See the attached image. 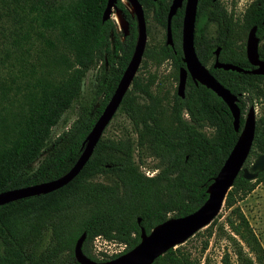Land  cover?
I'll use <instances>...</instances> for the list:
<instances>
[{
	"label": "trees",
	"instance_id": "16d2710c",
	"mask_svg": "<svg viewBox=\"0 0 264 264\" xmlns=\"http://www.w3.org/2000/svg\"><path fill=\"white\" fill-rule=\"evenodd\" d=\"M107 0H0V193L49 182L66 174L82 152V144L112 96L133 55L137 25L121 0L115 8L121 13L128 35L120 41L112 20L102 22ZM144 16L166 28L171 0H137ZM234 5V4H233ZM232 5V6H233ZM183 8L171 19L173 46L165 40L146 48L143 56L155 66L170 61L178 81L182 63L181 25ZM264 0H255L240 18H234L220 0H198L194 49L198 60L233 95L240 97V127L247 105L253 98L264 99V76L214 69L218 60L243 70L252 67L245 57L247 32L256 27L262 42L259 58L264 61ZM209 24L215 37L207 38ZM62 47L72 57L71 76L54 80L41 64L28 60L39 53H53ZM36 60V58H35ZM100 67V88L77 118L57 137L52 129L80 97L85 74ZM105 65V67H104ZM156 76L132 80L120 108L134 133L120 140L99 139L78 175L62 188L0 206V264H57L66 255L71 264L74 246L85 234L82 253L95 262L92 244L100 237L124 244L123 253L140 241L141 229L148 234L169 218L184 217L206 200V190L234 146L231 114L213 92L195 85L187 77L183 97L169 95ZM155 85V87H154ZM156 88L151 92V88ZM140 97L142 101H140ZM242 97V98H241ZM204 129L213 131L207 136ZM146 156L157 161L146 176L135 164ZM264 151V119L256 122L248 159ZM37 163L36 167L33 165ZM102 177L104 182L94 181ZM264 170L252 181L239 173L227 192L224 222L217 217L194 236L204 237L200 255L192 256L182 245L169 249L152 264H201V255L215 233H222L230 244L237 264H264V251L244 214L238 207L259 184ZM139 220V222H138ZM49 230L46 248L35 255L32 247ZM122 253V254H123ZM228 255L225 254L223 261Z\"/></svg>",
	"mask_w": 264,
	"mask_h": 264
},
{
	"label": "water",
	"instance_id": "95a60500",
	"mask_svg": "<svg viewBox=\"0 0 264 264\" xmlns=\"http://www.w3.org/2000/svg\"><path fill=\"white\" fill-rule=\"evenodd\" d=\"M125 1L133 8V15L136 19L137 40L134 52L112 96L85 138L79 158L71 169L58 179L0 193V206L20 199L44 195L62 188L78 175L90 158L105 127L119 108L134 78L145 49L146 29L144 11L137 0ZM183 1L171 0L168 9L166 44L171 47L173 46L170 28L171 19L182 6ZM116 2L117 0L106 1L102 13V22L110 19L112 8ZM197 4L198 0H185L184 3L181 26V53L184 67L180 68L178 72L176 93L179 97H183L187 77L189 76L195 85L200 84L221 99L231 114L234 131L238 132L240 127V110L237 106V97L230 93L228 89L223 87L209 73L207 68L198 60L195 53L194 27ZM262 24L264 25V19ZM255 32L256 27L249 30L245 46L246 59L249 65L253 67V70L246 72L235 65L220 62L218 60L219 49L215 51L213 68L264 76V61L260 60L258 56V38ZM255 126V114L251 108L246 115L234 146L206 190L207 198L205 202L197 210L184 217L169 218L155 226L148 234L141 229L140 241L135 247L105 262H95L82 253L81 246L85 238V234H82L73 250L74 259L77 264H152L154 260L162 256L169 249L184 244L197 232L206 228L217 217L223 206L225 196L238 174L241 173L245 180L252 181L258 173L264 170V151L253 160L248 168L244 167L253 142Z\"/></svg>",
	"mask_w": 264,
	"mask_h": 264
},
{
	"label": "rangeland",
	"instance_id": "374dc122",
	"mask_svg": "<svg viewBox=\"0 0 264 264\" xmlns=\"http://www.w3.org/2000/svg\"><path fill=\"white\" fill-rule=\"evenodd\" d=\"M130 14L133 15V8L125 1L121 0ZM222 6L226 10H230L232 5L234 8H237L235 13L238 15L239 9L244 8L248 0H220ZM110 20L114 23L116 34L120 37V41L128 35L127 25L121 15V13L115 8H112L110 15ZM145 29H146V41L145 49L161 44L166 38L165 29L160 27L152 18V14L149 12L145 15ZM207 38L215 37V25L209 24L205 32ZM144 49V51H145ZM144 54V53H143ZM36 58V60H35ZM30 62L36 63L43 68L42 71L51 72V77L54 80H60L67 78L72 75L73 69L75 68L73 62V57L62 47L54 49L53 53H39L36 57L32 56L28 58ZM38 64V65H37ZM211 62L206 66L209 68ZM100 67L99 63L94 69L89 70L81 80L80 87V97L74 102L69 110H67L61 117L58 124L52 129V136L57 137L63 131H65L70 124L77 118L80 106H86L90 104L93 98L101 100V96H96L95 92L100 88ZM105 67V65H104ZM174 69L171 66L170 61L163 63L160 66L153 65L150 61L146 60L144 56L140 61V64L136 70L134 78H147L149 75L156 76L155 85L160 83L164 88L163 90L168 91L169 95H172L176 92L177 82L173 78ZM133 78V79H134ZM154 85V87H155ZM151 88V92H154L156 88ZM132 88V82L128 87L127 91H130ZM142 101V98L139 99ZM253 105H247L245 109V118L248 111L252 108L255 114V121L258 122L260 119H264V99L253 98ZM204 132L207 136H211L213 131L211 129H204ZM129 136L134 140L135 136L133 133L132 126L124 114V112L119 107L108 122L105 127L100 139H111V140H120ZM133 159L136 165L139 166V169L145 175H153L155 171L151 170L157 161L153 158L143 156L139 160V150L134 149ZM254 158L250 157L248 159L247 168L251 165ZM37 163L33 165L36 167ZM94 181L104 182L102 177H95ZM238 207L241 212L244 214L249 225L251 226L254 234L259 240V243L264 251V182L259 184L250 194H248L242 201L238 202ZM227 216V211L223 210V206L217 215V224L224 222L225 217ZM201 231V230H200ZM49 230L45 231L42 238L38 241L36 245L32 247V252L37 255L42 252L49 242ZM204 237L202 234L193 236L188 239L182 247L190 252L192 256H199L201 246L203 243ZM113 246L106 244L102 241H94L92 244V254L98 259H105V257L98 255V252L103 249H112ZM102 252V251H101ZM227 254L228 258L226 259L229 264H237L235 256L231 251V247L227 239L222 233H215L208 241L207 249L201 255V264H226V261H223L224 255ZM57 264H71L66 255L59 257Z\"/></svg>",
	"mask_w": 264,
	"mask_h": 264
},
{
	"label": "flooded vegetation",
	"instance_id": "af4514ba",
	"mask_svg": "<svg viewBox=\"0 0 264 264\" xmlns=\"http://www.w3.org/2000/svg\"><path fill=\"white\" fill-rule=\"evenodd\" d=\"M253 1H255V0H248V2L246 3V5L244 6V8H241V9H239V13H238V15H236V11L237 10H235V9H237V8H234V6H232L231 7V9L230 10H227L228 12H230V11H233V16H234V18H240L242 15H243V13H244V11L249 7V5L253 2ZM184 3H185V0L183 1V4H182V6L180 7V8H183V10H184ZM171 4V3H170ZM179 8V9H180ZM134 16V15H133ZM135 18V17H134ZM144 18H145V16H144ZM136 20V19H135ZM182 26V25H181ZM255 27V26H254ZM253 28V27H252ZM165 32H166V28H165ZM249 32V31H248ZM248 32H247V34H248ZM255 34H256V32H255ZM257 37V36H256ZM246 38H247V35H246ZM258 38V37H257ZM124 39V38H123ZM165 43H166V38H165ZM262 42L259 40V38H258V48H259V45L261 44ZM245 46H246V39H245V45H244V50H245ZM219 49V48H218ZM219 54V53H218ZM215 55V54H214ZM258 56H259V54H258ZM245 57H246V54H245ZM260 59V58H259ZM215 60V59H214ZM247 60V59H246ZM261 60V59H260ZM263 61V60H262ZM248 62V61H247ZM213 63H214V61H213ZM213 63H212V67H213ZM184 65V64H183ZM252 67V66H251ZM182 68V67H181ZM207 68V67H206ZM207 70H208V68H207ZM218 70H222V69H218ZM243 70V69H242ZM250 70H253V67H252V69H250ZM250 70H243V71H250ZM209 71V70H208ZM224 71V70H223ZM210 73V72H209ZM241 73H243V72H241ZM244 74H247V73H244ZM231 93V92H230ZM237 97V102H238V100H239V98L240 97H238V96H236ZM242 98V97H241ZM246 118V117H245ZM245 118L243 117V123H244V120H245ZM242 126H243V124H242ZM242 128V127H241Z\"/></svg>",
	"mask_w": 264,
	"mask_h": 264
},
{
	"label": "built area",
	"instance_id": "2783aa9c",
	"mask_svg": "<svg viewBox=\"0 0 264 264\" xmlns=\"http://www.w3.org/2000/svg\"><path fill=\"white\" fill-rule=\"evenodd\" d=\"M149 176V175H146ZM96 241H102L106 244H110L113 246L112 249H103L100 250V252H98V255L105 257V259L122 254L123 251L125 250L126 246L124 244H117V243H113V242H107L105 240H103L100 237L95 238ZM94 240V241H95ZM102 251V252H101Z\"/></svg>",
	"mask_w": 264,
	"mask_h": 264
}]
</instances>
